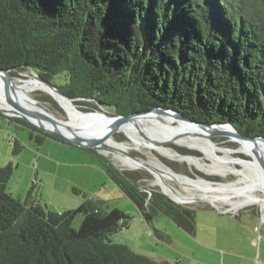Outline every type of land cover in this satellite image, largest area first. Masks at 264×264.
<instances>
[{
  "label": "trees",
  "instance_id": "16d2710c",
  "mask_svg": "<svg viewBox=\"0 0 264 264\" xmlns=\"http://www.w3.org/2000/svg\"><path fill=\"white\" fill-rule=\"evenodd\" d=\"M0 67L50 81L62 73L53 84L66 95L117 113L162 105L264 136V0H0ZM16 120L38 145L54 138ZM8 141L13 153L23 147ZM104 165L144 220L158 210L194 234L192 208L156 190L149 195L135 172ZM13 169L0 167V264H176L112 241L129 223L117 207L87 199L53 211L32 188L14 197L7 190Z\"/></svg>",
  "mask_w": 264,
  "mask_h": 264
},
{
  "label": "rangeland",
  "instance_id": "374dc122",
  "mask_svg": "<svg viewBox=\"0 0 264 264\" xmlns=\"http://www.w3.org/2000/svg\"><path fill=\"white\" fill-rule=\"evenodd\" d=\"M28 71L31 70L28 69ZM23 74L24 72L22 71L16 76L24 77ZM62 76V73L57 74L52 78L51 81L56 84H60L62 83ZM39 89L46 91L40 86ZM41 94L43 96H48V94L44 92H41ZM48 102L51 109L59 118L67 119L64 111L62 109H59L60 107L56 103H52L50 101ZM77 103L81 105V107L88 106L78 101ZM16 119L19 118L0 114V167L6 165L9 162L10 158L17 157L21 159H18L20 163L18 168L14 166L15 164L13 165V174L7 185L8 192L12 193L14 197L20 196V189L22 190V188H27V186L29 188L32 187V190H34V192L36 193L38 192V189L39 191L41 189L43 190L42 183L41 185H38V187L36 185L33 186L34 181L32 172L34 170V166H32V164H29L30 156L28 155L29 153L27 150L31 152L33 151L35 155H37V153H40L44 158H51V156H53V158L55 157V147L52 146L49 141H44L42 143L43 148H41H45L44 152L36 150L37 144L33 139L29 138L28 135L30 128L24 123L18 122ZM11 133L16 134L17 142L23 146L16 153L12 152L11 145L8 141L9 134ZM116 138L117 140L122 142L126 141L125 139H123L122 133L116 134ZM212 139L217 144H219L218 146H231L230 148L235 147V145L232 144V142L226 137L214 136L212 137ZM47 140H49V138ZM50 140L54 139L50 138ZM176 144H168V146L172 148L176 155L189 153L185 151L186 149H189L196 153V155L203 156L207 161H213L214 159L213 156L205 154L202 151L201 154V152H199L200 150L198 151L197 149L195 150L193 148H188L185 146H181L180 144ZM86 151L87 150L77 151V153L73 155V158L78 160H86L87 158L91 160L92 158H95L91 153H89L91 155H89L88 153H84ZM138 151L139 150L133 149L130 152L145 159L158 155L157 157L160 158L164 164L168 165L173 172L178 173L181 176H188L191 179L203 177L213 182H232L238 181L239 178H241L239 182L245 184L251 182L249 176H253V174V177L256 176V170L248 162L239 161L241 163L240 164L238 162H234V160L232 162L228 161L229 165L234 167L232 169H242L244 170V173L241 172V170H238L236 172H233L234 174L229 173L225 176H220L214 173L205 172L202 169L198 168L196 165L189 164L186 161L171 158L170 156H163L154 151H152L151 153L149 149H142L141 151ZM217 153H220L221 156L223 154L220 151H218ZM106 157L110 159V161H112L116 166H122L128 171L135 172L140 177L138 183L146 189L156 190L160 192L162 191L161 185L157 183L154 175H152L148 171L140 168H132L122 165L119 160L110 153L107 154ZM237 157L250 159L248 155L241 152H234L230 154V158ZM43 160L44 159L41 158L39 161L41 166L40 169H43V164H47L43 163ZM67 161H71V158H67ZM45 162L48 161L45 160ZM31 163H34V155ZM100 164L102 167H104L102 161ZM71 168H78V170H81L82 166L78 165V167ZM83 168H85L86 172H91L92 180H83L81 182L76 181V184H72L74 183L72 182L67 187V194L63 193L62 198L66 199L69 202L70 198L75 196V193L72 192L71 187L73 188V186L77 185L76 187H79L81 190L79 196L83 197L84 193L89 195H97V193L100 192L105 197L104 199H107L109 208L117 207L118 209L126 213L129 217V223L126 227H122L120 230L110 235V239L112 241L125 243L133 250L154 259L159 260L161 257H169L173 260V262H176V259L181 260L182 264H187L188 260L190 259L198 261L197 264L211 263L212 258L209 256V253H206L203 248L194 249L195 243H199L200 245L204 246L217 245L219 249L224 250L227 256L230 255L227 264H264V221H262V218L260 216V208H262L260 207V205H246L241 208H232L227 203H212L211 201L204 199H195L189 204H181L183 206L192 208L195 212L196 228L194 234L190 235L182 228L178 227L164 213L158 210L151 214V217L148 221L144 220L141 217L137 206L132 201V199L128 197V195L122 193L118 189V187H116V190L113 189V187L109 186V184L111 183L109 179L107 186L103 187L101 184H99V182L102 181L105 176L103 169L97 171L95 169H88V167ZM259 168L264 170L261 166H259ZM77 180L80 179L77 178ZM172 183L180 189H184V186L177 180L172 181ZM46 188L44 190V193H46ZM68 191H70L71 194L68 193ZM256 192L260 195H264L262 191L256 190ZM72 194H74V196ZM166 197L169 198L168 196ZM170 201L176 203L171 199ZM81 217L82 216L79 213L75 215L72 221V225L74 227H78L81 221ZM154 231H157V233L161 235L162 238H158L155 235ZM168 238L171 239L173 245L167 241ZM192 251L193 256L191 255Z\"/></svg>",
  "mask_w": 264,
  "mask_h": 264
},
{
  "label": "water",
  "instance_id": "95a60500",
  "mask_svg": "<svg viewBox=\"0 0 264 264\" xmlns=\"http://www.w3.org/2000/svg\"><path fill=\"white\" fill-rule=\"evenodd\" d=\"M29 70L31 71H28V69L20 70L14 67H9V68L0 67V94L2 100L10 107V110H5L0 107V114L14 118H19L35 126L42 132H46L52 137L57 138L58 141H61L63 143L72 145L80 149H85L93 153L97 158L100 159V161L103 162V164H104V160L110 161V159H108L106 155L110 153L115 156L114 149L116 150V148L110 146L108 143H106V141L108 139H112L117 143L122 142L117 140L116 134L122 133L120 130L124 125H129V126L131 125L141 138L150 140L155 145L160 144V142H158L154 138V135L168 128L175 129L180 123L187 124L191 128L200 131L201 130L208 131L209 134L212 135L211 139L214 136L226 137L232 142V144L235 145L234 148L237 149L239 148V144L238 141H236V139L242 140L247 144L256 140L263 141L264 143V136L262 135L250 136L248 134H245L229 121H213V122L199 121L186 116L184 113H182L181 111L175 108L165 107L162 105H155L144 110H133L126 114L117 113L115 112L112 106L102 104L100 100H96L94 98H82V97L72 98L66 95L64 92H62L50 80L42 77L32 69ZM22 71L24 72L23 74L24 77L28 75L33 76L46 88H48L50 90L49 93H46L48 94V96H43L41 94L42 91L35 89H25V90H21V92H18L19 88L17 85H22L23 81L16 75L21 73ZM56 95L68 101L72 105V107L77 112L80 113L81 120L79 123L72 124L70 122H67L68 117L67 119H62L59 118L54 113V111L49 106L48 101L52 103H56L60 107L59 109H62L66 115L65 109L60 105V103L56 99ZM23 99H26V101L31 102L33 105L36 106L37 109L36 108L32 109L27 106H24V104H22L21 102ZM77 101L88 106L81 107V105H79ZM143 116L156 117L154 121L153 120L147 121V124L148 122H150L149 124L155 123V125L148 126L149 124L148 125L145 124L146 125L145 127L138 125L136 119H139ZM145 129L149 131V134L145 132L146 131ZM122 135H123V139L127 140L125 134L122 133ZM13 138H17L16 134L15 133L9 134L8 139L11 140ZM169 143L176 144L173 142V139H166L164 140L163 145L168 146ZM251 147H252V156L246 154L244 151L241 150H237V152H241L248 155L251 160L256 161L257 167L261 166L264 169V157H262L263 155H261L259 150L253 147L252 144ZM153 151L158 153V151L156 150ZM185 151L189 153H183L180 156L187 154L197 157L201 156V155H196V153H194L192 150L189 149L188 150L186 149ZM125 154L137 160L138 156L132 154L131 152H127ZM110 162L114 166H116L112 161ZM116 167L120 170H126L122 166H116ZM139 168L144 169L149 173H151L152 175H154L151 169H149L145 165H142ZM146 190L150 195L151 189L150 190L146 189ZM161 190H162L161 193L168 196L174 202L178 204H184V203H180L169 193H167L163 189V187H161ZM260 210H261L260 216L262 218V221H264L263 219L264 211L261 208Z\"/></svg>",
  "mask_w": 264,
  "mask_h": 264
},
{
  "label": "bare ground",
  "instance_id": "6f19581e",
  "mask_svg": "<svg viewBox=\"0 0 264 264\" xmlns=\"http://www.w3.org/2000/svg\"><path fill=\"white\" fill-rule=\"evenodd\" d=\"M19 78L22 79L23 84L17 85L19 88L18 92H21V90H25V89L40 90L39 86L46 90V91L43 90L40 91L45 93L50 92L48 88H46L33 76L28 75L26 77H19ZM56 96H57L56 99L66 111V115L68 117L67 122H70L72 124L79 123L81 120L80 113L77 112L68 101H66L65 99H63L58 95ZM0 99H1L0 107L5 110H10V107L2 100L1 94H0ZM21 102L22 104H24V106H27L32 109L36 108L35 105H33L31 102L26 101V99H23ZM155 118L156 117L143 116L139 119H136V122L138 125L145 127L147 121H152V120L154 121ZM149 123L150 122H148V124ZM152 125H155V123H151L148 126H152ZM196 130L197 129L191 128L187 124L180 123L175 129L168 128L154 135V138L158 142H160V144L155 145L150 140L141 138L131 125L130 126L124 125L120 131L123 134H125L127 140L124 142L117 143L112 139H108L106 143H108L113 148H116V150L114 149L115 157L119 160V162L122 165L129 166L132 168H139L140 166L145 165L146 167L151 169V171L154 173L156 177L157 183H159L167 193H169L180 203L189 204L193 202L195 199H204L211 201L212 203L214 202L227 203L232 208H241L246 205H260V207H262L261 209L264 210V195H260L256 192V190H259L264 193V170L257 167L256 161L254 160L244 159L240 157L230 158V154L237 152V150L244 151L246 154L252 156L251 144L253 147L259 150L261 155H264L263 141L256 140L247 144L242 140L236 139V141H238L239 144L238 149L230 148L226 146L221 147V145L218 146L219 144L215 143L211 139L212 135L209 134L208 131L197 130L196 132ZM145 132L149 134L148 130H146ZM166 139H173V142L177 144L184 145L189 148L197 149L198 151L200 150L199 152L202 151L205 154L213 156L214 159L213 161H207L203 156L197 157L189 154L183 156L176 155V153L172 150V148H170L167 145H163V142ZM133 149L139 151H141L142 149H149L151 153L153 150H156L158 151V153L164 156L167 157L170 156L171 158H176L178 160L186 161L189 164L196 165L198 168L202 169L205 172L214 173L220 176H225L229 173H233L238 170H241V172L244 173V170L242 169H237V168L232 169L234 167L230 166L228 161L232 162L234 160V162H238V163H240L239 161L248 162L256 170V176L253 177L254 174L253 176L252 175L249 176L251 182L245 184L239 182L241 178H239L238 181H232V182H224V181L213 182L203 177H197L196 179H191L187 176H181L180 174L173 172L171 168L165 165L157 157L158 155L157 156L151 155L152 157L148 159L138 156L137 160H135L125 154ZM218 151L223 153L222 156L220 153H217ZM174 180L180 182L184 186V189H180L175 184H173L172 181Z\"/></svg>",
  "mask_w": 264,
  "mask_h": 264
},
{
  "label": "crops",
  "instance_id": "0c3cea01",
  "mask_svg": "<svg viewBox=\"0 0 264 264\" xmlns=\"http://www.w3.org/2000/svg\"><path fill=\"white\" fill-rule=\"evenodd\" d=\"M49 137H45L43 138L42 142L38 145L37 144V148L36 150L42 151L44 152V149H42V143L44 141H49V143L54 146V154L55 157L53 158V156H51V158H44L40 153L37 155H35V153L32 151H28V155L30 156V161L29 164H32V166H34V170L32 172V176H33V186L36 185L38 187V185L43 186V190L41 189L38 192H34V190H32V195L42 204L45 205L48 209L53 210V211H63L66 209H72L77 207L78 205H80L82 202H84L87 199H91L94 200L96 202H102L103 206L106 207V209H110L108 207L107 204V199H104L105 197L103 196L102 193H97L92 195V194H85L84 196L81 197L79 196V193L81 192L79 187L73 186L72 192L75 193L72 194L74 197L70 198V201L68 202L66 199L62 198L63 193L67 194V187L69 184H76V181H83V180H87V181H91L92 179V175L91 172H86L85 168L83 167H88V169H95L97 171H100V169H103L105 176L102 179V181L99 182V184H101L103 187L107 186L108 182L110 181L111 183L109 184V186L113 187V189H116V187H118V189L127 195V193L118 185L117 181L114 180L105 170L104 167L101 166V161L99 158H97L93 153L91 152H84V153H91L93 155V157L91 160L89 158H87L86 160L84 159H75L73 158V155H75L77 153V151H85L82 150L80 148L74 147L72 145L63 143L61 141L58 140H47ZM52 139V138H51ZM42 147V148H41ZM89 154V155H91ZM34 155V163H31V160L33 158ZM44 159L43 163H47V164H43L42 168L40 169V159ZM67 158H71V161H67ZM19 158L17 157H13L9 159L8 163L11 164H15L14 166H16V168H18L19 166ZM21 160V159H19ZM48 161V162H45ZM21 162V161H20ZM82 166L81 170H78V168H71V167H78ZM90 171V170H89ZM80 179V180H77ZM109 179V181H108ZM10 181V180H9ZM38 183V184H37ZM40 183V184H39ZM41 186V188H42ZM18 187V186H17ZM48 187V188H46ZM16 188V187H15ZM32 188V187H30ZM28 186L27 188L25 187L24 189L22 188V190L20 189L21 193L20 196H18V198H24L28 192V190L30 189ZM46 188V193H44V190ZM68 193H70V191H68ZM12 194V193H11ZM71 194V193H70ZM129 197V196H128ZM133 201V200H132ZM136 205V204H135ZM138 209V208H137ZM155 235L158 238L159 237L156 233ZM191 235V234H190ZM193 235V234H192ZM170 244L173 245V243L171 242V239L168 238L167 240ZM200 249L203 248L205 250L206 253H209V256L212 258L211 263L209 264H227L230 258V255L227 256V254L224 252V250L219 249L217 245H200L199 243H195L194 249ZM221 248V247H220ZM220 250V252H219ZM195 252V251H194ZM191 255L193 256V251L191 253ZM160 261H171L173 262L172 259H170L169 257H161L159 259ZM238 261V260H236ZM176 263L178 264H182V261L179 259H176ZM197 264L198 261L196 260H188L187 264Z\"/></svg>",
  "mask_w": 264,
  "mask_h": 264
}]
</instances>
